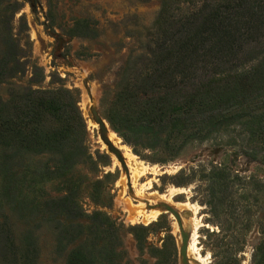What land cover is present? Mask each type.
<instances>
[{"label":"rangeland","instance_id":"1","mask_svg":"<svg viewBox=\"0 0 264 264\" xmlns=\"http://www.w3.org/2000/svg\"><path fill=\"white\" fill-rule=\"evenodd\" d=\"M204 2L0 0V15L11 7L22 64L7 81L10 86L0 85V97L6 99L12 88H64L76 94L92 159L81 174L101 180L106 189L96 202L83 194L80 208L106 216L118 230L113 235L89 231L85 223L71 236H61L66 217L40 211L32 196L8 198L0 174V264H68L70 252L79 247L83 252L112 250L118 264H253L264 233V165L243 154L240 128L189 142L180 151L161 145L150 150L125 143L107 119L116 95L125 87L134 89L150 67L156 23L163 25L160 12L185 17ZM37 160L44 162L30 157L32 163ZM220 170L226 176L221 192L211 179ZM56 189L46 187V192L54 196ZM152 213L158 214L154 221ZM194 227L197 251L182 255L181 232L189 247Z\"/></svg>","mask_w":264,"mask_h":264},{"label":"trees","instance_id":"2","mask_svg":"<svg viewBox=\"0 0 264 264\" xmlns=\"http://www.w3.org/2000/svg\"><path fill=\"white\" fill-rule=\"evenodd\" d=\"M10 8L0 15V85L8 86L22 68ZM159 20L163 25L156 23L150 67L134 84L137 90L125 87L116 95L107 117L112 129L134 147L180 151L189 142L240 128L243 154L264 165V0H206L185 17L162 10ZM84 137L76 94L68 89L12 88L6 99L0 97V174L6 196H32L40 211L64 215L61 236H71L85 223L89 231L113 235L118 230L106 216L80 208L83 194L96 202L106 192L101 180L81 174L92 162ZM30 157L44 162L32 163ZM224 173L211 177L219 192ZM46 187L58 191L50 196ZM117 258L106 248L96 253L79 247L70 252L68 264H118ZM252 262L264 264V233Z\"/></svg>","mask_w":264,"mask_h":264},{"label":"bare ground","instance_id":"3","mask_svg":"<svg viewBox=\"0 0 264 264\" xmlns=\"http://www.w3.org/2000/svg\"><path fill=\"white\" fill-rule=\"evenodd\" d=\"M110 138L112 139V140H114L116 143H118L119 144V141L117 140V138H116V136L113 134V133H110ZM125 154H126V157L129 159V158H133V156L127 151V150H125ZM174 191H176V190H174ZM195 211V210H194ZM196 212V211H195ZM140 215V217H142L143 215H144V212H140L139 213ZM157 213H152L149 217H150V220L151 221H154L155 219H156V217H157ZM194 226V225H193ZM175 229L178 231V226L175 224ZM196 230H197V228L196 227H194V229H193V231H192V237H191V240H190V242H189V247L187 248V249H189V251L191 250V251H194V252H196L197 251V249H196V244H197V242H196Z\"/></svg>","mask_w":264,"mask_h":264},{"label":"water","instance_id":"4","mask_svg":"<svg viewBox=\"0 0 264 264\" xmlns=\"http://www.w3.org/2000/svg\"><path fill=\"white\" fill-rule=\"evenodd\" d=\"M167 212L171 213L174 215V217L179 220L178 218V215L172 210L170 209L169 207H166L165 209ZM181 235H182V248H181V252H182V255H184L186 253V250H187V247H188V242L186 239V237L184 236V234L181 232ZM190 239V238H189Z\"/></svg>","mask_w":264,"mask_h":264}]
</instances>
